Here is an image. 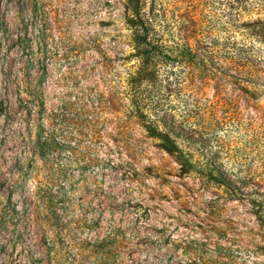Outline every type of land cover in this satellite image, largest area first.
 <instances>
[{
	"label": "rangeland",
	"instance_id": "374dc122",
	"mask_svg": "<svg viewBox=\"0 0 264 264\" xmlns=\"http://www.w3.org/2000/svg\"><path fill=\"white\" fill-rule=\"evenodd\" d=\"M123 4L0 0V264H264L250 197L130 113ZM246 10L236 34L261 47L264 0ZM203 85L264 129V87ZM239 137H223L227 156L241 157ZM249 168L264 194V160Z\"/></svg>",
	"mask_w": 264,
	"mask_h": 264
},
{
	"label": "trees",
	"instance_id": "16d2710c",
	"mask_svg": "<svg viewBox=\"0 0 264 264\" xmlns=\"http://www.w3.org/2000/svg\"><path fill=\"white\" fill-rule=\"evenodd\" d=\"M249 1L123 0L132 49L122 86L130 113L155 137L184 162L192 157L190 151L196 153L207 170L215 171L213 180L227 193L249 196L264 221V194L249 168L252 160H264V129L239 112L234 100L208 99L200 89L215 78L264 87V45L256 47L236 34ZM228 123L235 130L225 129ZM225 136L247 139L237 147L241 157L227 156Z\"/></svg>",
	"mask_w": 264,
	"mask_h": 264
}]
</instances>
